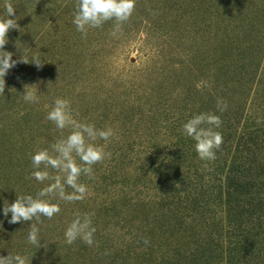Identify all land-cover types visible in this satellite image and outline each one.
I'll use <instances>...</instances> for the list:
<instances>
[{
	"label": "trees",
	"instance_id": "trees-1",
	"mask_svg": "<svg viewBox=\"0 0 264 264\" xmlns=\"http://www.w3.org/2000/svg\"><path fill=\"white\" fill-rule=\"evenodd\" d=\"M8 2L31 10L4 50L20 49L14 60L39 56L51 74L17 88L8 79L36 66L18 63L5 76L1 104L19 90L50 95L6 109L0 122V256L20 254L30 264H264V1L136 0L119 32L108 21L86 38L72 23L76 0ZM136 33L151 49L141 63L118 67L112 58ZM57 98L70 101L78 122L114 130L95 141L110 158L93 166L94 178L81 176L85 199L47 197L58 215L9 224L4 203L51 183L32 177L31 156L69 133L46 119ZM218 98L227 101L222 113ZM201 113L222 120L214 161L200 160L182 130ZM85 214L93 245L67 244V226ZM32 223L39 248L27 240Z\"/></svg>",
	"mask_w": 264,
	"mask_h": 264
},
{
	"label": "clouds",
	"instance_id": "clouds-1",
	"mask_svg": "<svg viewBox=\"0 0 264 264\" xmlns=\"http://www.w3.org/2000/svg\"><path fill=\"white\" fill-rule=\"evenodd\" d=\"M135 6L136 0H76L72 23L86 38L89 29L101 28L106 22L114 21L113 34L115 35L130 20ZM4 7L6 16H0V94H4L5 91V76L18 63H31L38 69L43 67L39 56H33L31 61L22 56L14 60L12 58L14 54L4 50L8 43L9 31L19 30L17 20L9 18L15 15V7L8 0ZM46 7L50 8L51 4H47ZM23 98L27 103L39 102L35 91H24ZM227 106V101L222 98L217 99V109L221 113L227 110ZM46 119L61 132L68 129L69 133L52 143L50 149H40L31 156L34 169L32 177L40 183L44 181H51V183L39 190L35 197L17 195L11 204L4 203L3 215L8 217L11 213L9 224L26 223L34 219L39 223L42 216L50 220L58 215L61 211L59 204L46 199L47 197H58L59 200L66 202L85 199L88 188L80 182L81 176L94 178L93 166L110 158L111 154L105 152L104 147L97 145L95 141L97 139L109 141L115 135L114 130L110 127L98 130L93 124L78 122L72 115L69 100L55 99L54 106L47 113ZM221 125V118L212 113L195 115L183 124V133L195 141V150L200 160L214 161L217 158L216 152L222 146L223 137L216 129H219ZM41 165H43L42 170ZM48 169L54 170L56 174H51ZM66 187L71 188L73 192L66 193ZM37 223L30 224L27 240L29 244L39 248L41 240ZM95 231L88 214L83 217L78 215L65 230L66 243L71 245L80 239L86 245L92 246ZM144 243L147 245L149 240L144 239ZM0 264H30V261L20 254L9 253L6 257L0 256Z\"/></svg>",
	"mask_w": 264,
	"mask_h": 264
},
{
	"label": "rangeland",
	"instance_id": "rangeland-1",
	"mask_svg": "<svg viewBox=\"0 0 264 264\" xmlns=\"http://www.w3.org/2000/svg\"><path fill=\"white\" fill-rule=\"evenodd\" d=\"M264 0H262L263 2ZM31 10H24L22 9L20 10H15V15L9 18L12 19H16L17 20V24L19 25V30L14 29V31H21L24 28V25H20L18 19H21L23 17H25L29 11ZM72 12V10H70ZM2 16H6V12L5 10L2 11ZM69 15V14H68ZM25 19V18H24ZM23 33V31L21 32ZM137 37L138 33H136V36L133 37L132 40H129L127 42H125V44H123L122 46H120L118 48V52L116 54L115 57L112 58V62L115 63L118 67H123V66H130L131 62L134 61L135 64H139V62L141 63L143 61V59H145L143 56L147 55V52L151 49L152 46H140L137 43ZM12 38H10L11 40ZM20 49H16L15 51L11 49V52L14 54L13 56L16 57L18 55ZM55 59V58H54ZM31 68L28 70H24L25 73H23L21 71V74H16V76L10 78V80L8 79V83L12 86H14L15 88H17V86L20 87V84L22 83L29 85L30 87L32 86H39L42 83L43 79H47L50 76V71L48 70V67L46 65H44L43 62V67L41 68H37L34 66H30ZM28 69V68H27ZM41 82V83H40ZM9 84H7L8 86H10ZM21 84V85H22ZM43 89V87H40ZM22 94L19 91H15V93H13L10 96V100L8 101H4V103H0V122L2 121V119L5 117L4 115H6L7 110L6 109H13L15 110H19L22 107L26 106V107H33L35 104H38L39 102H46L48 103L49 101V95L50 93H46V94H42V97H40V101L38 103H27L25 101H23L22 99ZM38 96V95H37ZM4 98V97H3ZM12 111L8 112L7 115H10ZM4 116V117H3ZM18 233L21 234V231H18Z\"/></svg>",
	"mask_w": 264,
	"mask_h": 264
}]
</instances>
